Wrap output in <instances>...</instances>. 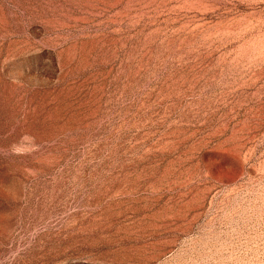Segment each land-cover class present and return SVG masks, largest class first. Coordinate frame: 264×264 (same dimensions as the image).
Instances as JSON below:
<instances>
[{
    "label": "rangeland",
    "instance_id": "374dc122",
    "mask_svg": "<svg viewBox=\"0 0 264 264\" xmlns=\"http://www.w3.org/2000/svg\"><path fill=\"white\" fill-rule=\"evenodd\" d=\"M0 264H264V0H0Z\"/></svg>",
    "mask_w": 264,
    "mask_h": 264
}]
</instances>
